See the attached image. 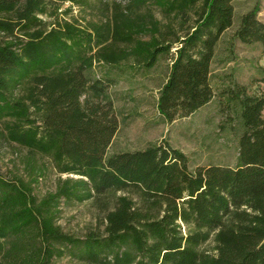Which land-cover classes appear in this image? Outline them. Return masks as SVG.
I'll list each match as a JSON object with an SVG mask.
<instances>
[{
    "label": "trees",
    "instance_id": "1",
    "mask_svg": "<svg viewBox=\"0 0 264 264\" xmlns=\"http://www.w3.org/2000/svg\"><path fill=\"white\" fill-rule=\"evenodd\" d=\"M63 1L77 0H0V137L67 175L39 200L35 179L0 177V264L66 255L86 264H264V97L229 89L241 126L235 164L189 170L168 144L106 155L118 123L107 85L86 75L95 63L150 69L171 56L156 110L166 122L190 115L213 97L209 69L232 25V0H114L99 21L47 28L40 16ZM256 13L242 14L233 36L264 51ZM118 191L137 202L116 197L101 233L80 239L55 224L61 200ZM212 234L214 252L201 251Z\"/></svg>",
    "mask_w": 264,
    "mask_h": 264
},
{
    "label": "rangeland",
    "instance_id": "2",
    "mask_svg": "<svg viewBox=\"0 0 264 264\" xmlns=\"http://www.w3.org/2000/svg\"><path fill=\"white\" fill-rule=\"evenodd\" d=\"M79 1L57 2L40 18L47 28L61 21L83 26L88 21L101 20L104 4L110 5L114 0H83L86 4ZM232 6V25L219 37L210 64L209 82L213 97L186 117L166 122L156 110L158 92L167 78L171 56L159 58L150 69L137 67L129 60L117 65L95 63L86 71L91 80L100 79L107 85L105 100L111 103L118 123L106 155L168 144L185 155L189 170L209 165L234 166L241 126L234 116L227 93L235 85H241L249 95L264 97V51L257 43H241L234 38L233 32L239 17L253 7L257 8L256 18L264 24V0H232ZM152 10L154 17L164 23L160 12ZM175 28L180 35L185 31L177 25ZM175 49L173 47L171 51ZM262 114L264 116V110ZM28 156L25 149L0 137V177H16L24 181L35 179L36 182L31 184L32 193L39 200L54 192L59 180L67 175L57 173L46 157ZM30 167H41L42 173L38 175ZM120 195L137 202L134 194L119 191L83 202L61 200L55 224L63 233L80 239L89 232L101 233L105 213ZM181 230L185 234L186 229L183 227ZM214 246L212 234L200 250L211 254ZM52 264L86 263L66 255L53 259Z\"/></svg>",
    "mask_w": 264,
    "mask_h": 264
}]
</instances>
